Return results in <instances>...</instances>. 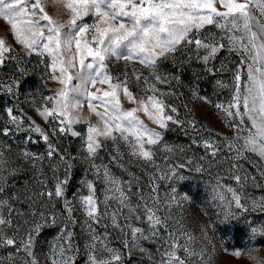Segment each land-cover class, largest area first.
Listing matches in <instances>:
<instances>
[{"label":"rangeland","instance_id":"rangeland-1","mask_svg":"<svg viewBox=\"0 0 264 264\" xmlns=\"http://www.w3.org/2000/svg\"><path fill=\"white\" fill-rule=\"evenodd\" d=\"M44 6L45 10L60 22L70 18V10L56 5L53 0H46ZM220 10L224 11L223 8ZM85 19L89 23L92 21L91 17ZM206 34H215L219 38L224 31L214 26H205L200 30L199 35L203 38ZM13 37L11 26L0 17V38L5 40L6 46L12 45L17 53L15 60L7 61L4 66H0V127L7 125L8 116L5 111L7 108H12L17 116H24L19 131L13 128V132L8 136L0 134V151L4 152L10 162L9 167L16 169L15 175L4 172L5 191L0 195V199L8 200L12 209L13 224L22 226L18 239L24 234V227L27 226L25 222L31 223L33 213L56 214V226H47L34 237L33 251L40 264H51L48 257L53 246L64 244L61 235L62 222L65 221L63 200L59 198L49 200L40 193L54 189L55 177L63 179L65 176L68 181L65 186V197L72 200L75 205L73 216L76 222L68 224V230L72 233L69 241L72 250L64 254L66 258H70L71 264H89L88 224L91 221L77 202L78 196L88 194L85 187L87 181L95 184L94 196L100 209V221L98 224L91 223L92 232L102 238L107 233L105 243L120 252V264H158L159 262L158 249H161L159 243L142 241L143 247L148 250L147 253L132 249L129 255L123 243L129 238L126 236L129 229L125 227L124 232H121L112 224V214L116 213L117 221L121 224L127 220L133 226L147 228L143 217L144 205L152 208L161 219L168 217L169 231L177 221L180 222L182 228L177 227L174 233L177 242L187 245L189 251L194 254L186 260V264H257V261L249 259V252L264 260V233L258 232L255 236L251 233L252 227L258 229L264 227V207H262L264 157L246 151L242 152L240 157H236V133L232 125L238 122V118L226 117L215 107L217 103L226 104L230 98L229 88L220 87L217 81L231 86L232 73L242 59L240 52L232 51L226 45L211 62L210 66L215 72L210 75L204 64L196 58L194 47L185 48L181 44L175 56L157 61L156 74L161 77L160 81L155 80V75L151 74L150 69L139 63L110 60L109 71L113 77L122 75L127 63L129 88L138 100L147 102L149 93L144 89L154 85L157 90L155 94L166 105L177 109L174 117L183 121L184 125L177 127L169 122L167 129H161L149 119L147 114L139 111L137 115L144 124L162 134V139L157 145H146L151 147L154 163L131 155L132 138L130 137L129 144H125L120 140V134L113 132L117 137L116 141L99 137L101 149L95 156V164L100 168L98 176L92 166L93 161L86 158L85 124L72 125L73 131L80 133L79 136L66 133L53 137L49 121L36 111V107L42 103V95H51L50 89L55 91L63 87L59 82L49 80L45 75L44 64L39 63L40 59L46 64L50 63V59L47 56L39 58L36 55L23 57L22 53L25 50L22 46L13 43ZM17 60H20L21 66L27 69L26 74L21 75L16 71ZM133 67L138 69L143 77L148 78L147 85L132 77L130 69ZM12 79L19 84L13 89L14 94H9L3 85L11 83ZM97 87L105 86L97 85ZM121 101L125 110L137 107L123 96ZM48 106L51 107V103ZM83 112L88 113L86 105ZM190 120L196 122L195 129L188 126ZM30 121H34L48 133L50 142L57 148L58 155L54 154L51 159L47 158V144L38 133L26 130ZM89 122L103 127V122L94 115L90 116ZM244 134L246 133L241 135ZM28 136L31 137V141L26 142L25 137ZM205 139L212 142L213 147L218 150L215 158L210 156V149H205L203 145ZM230 143L233 144L232 149L229 148ZM165 146L172 148L173 151H167ZM25 149L42 159L34 162L26 160L20 155ZM61 155L64 157L63 160L60 159ZM68 165L70 168L67 167ZM179 165L183 167H178ZM197 166L201 171L195 170ZM105 167L111 176L120 180L119 187L127 197L125 204L128 207L120 204L117 199L119 193L113 191L115 186L105 185L103 182ZM172 169H175V175L168 178ZM237 174L242 178L239 183L233 179ZM173 188L176 190L174 193ZM229 188L240 196L242 207L238 208L234 201L229 203L232 196L228 192ZM220 195L225 198L219 199ZM106 196L107 201H105ZM173 196L175 200H172ZM0 210L7 216V207ZM138 214L140 219H137ZM7 231L9 234L13 233V229ZM183 233H187V236ZM160 234L165 235L163 228ZM188 237L191 239L189 240ZM236 251L241 252L239 257L233 255ZM149 254L152 259H149ZM178 254L183 255L182 251H178ZM23 259V252L17 253L15 247H0V261L3 264H13V260L16 264H20ZM56 259L59 264L61 260L59 253Z\"/></svg>","mask_w":264,"mask_h":264},{"label":"snow or ice","instance_id":"snow-or-ice-1","mask_svg":"<svg viewBox=\"0 0 264 264\" xmlns=\"http://www.w3.org/2000/svg\"><path fill=\"white\" fill-rule=\"evenodd\" d=\"M45 2L46 0H0V17L7 21L13 30V43L25 50L22 53L23 57L36 55L39 58L47 56L50 59V63L46 64L43 59H40L39 63L44 64L48 79L59 82L63 87L55 91L50 89L51 95H42V103L36 107V111L49 121L53 137L66 133L79 136L80 133L73 131L72 125L85 124L86 158L93 161L92 166L98 176L100 168L95 164V156L101 149L99 137L116 141L117 137L113 132H118L120 140L125 144H129L130 137L132 138L131 155L154 163L151 147L146 145H157L162 139V134L147 127L138 117L139 111L147 114L161 129H167L169 122L177 127L184 125L183 121L174 117L177 109L166 105L155 94L157 90L154 85L144 89L149 93L147 102L138 100L129 88L127 63L122 75L113 77L109 71L110 60L139 63L150 69L151 74L155 75V80L160 81L161 77L156 74L157 61L175 56L181 44L185 48L194 47L196 58L204 64L210 75L215 72L210 66L211 62L226 45L230 50L240 52L242 59L232 73L231 86L217 81L220 87L229 88L230 98L226 104L217 103L215 107L226 117L238 118V122L232 125L236 133V157H240L245 151L258 153L264 157V0H53L56 5L70 10V18L64 22H60L45 10ZM86 17H91L92 21L87 22ZM205 26L217 27L223 30L224 34L219 38L215 34H206L201 38L200 30ZM16 55V49L12 45L6 46L5 40L0 38V66H4L7 61L15 60ZM16 63V71L21 75L26 74L27 69L21 66V61L17 60ZM130 71L136 81L148 84V78L143 77L138 69L133 67ZM18 84V81L12 79L11 83L4 84L3 87L9 94H14L13 89L18 87ZM97 85L105 87L98 88ZM122 96L130 103H135L137 107L125 110L122 107ZM49 103L51 107L48 106ZM85 105L88 109L87 114L83 112ZM5 111L8 122L7 125L0 127V134L8 136L13 132V128L16 131L20 130L24 116L15 115L12 108ZM92 115L103 122L102 128L89 122ZM188 126L194 129L197 127L196 122L191 120L188 121ZM26 130L38 133L47 144L48 159L54 154L58 155L48 133L34 121L29 122ZM242 133L246 134L241 135ZM25 140L31 141V137H25ZM203 145L206 150H211L209 154L215 158L218 150L213 147L212 142L205 139ZM165 148L169 152L173 151L170 147ZM229 148H233L232 143L229 144ZM20 155L33 162L42 159L26 149ZM60 159L63 160L64 157L61 155ZM9 164L4 152L0 151V181H3L0 182V195L5 191L4 172L16 174V169L9 167ZM67 167L70 168V165ZM195 170L199 172L201 168L197 166ZM174 175L175 169H172L168 178ZM102 179L105 185L115 186L113 191L119 193L117 199L120 204L128 207L125 204L127 197L119 187L120 180L111 176L106 167ZM233 179L239 183L242 178L237 174ZM55 180L54 189L41 192L40 195L46 196L49 200L53 198L63 200L65 221L62 222L61 240L64 244L53 246L48 258L51 264H58L56 256L59 253L61 256L59 264H71L70 258H66L64 254L72 250L69 242L72 233L68 230V224L76 222L73 216L75 205L72 200L65 197L67 176L63 179L55 177ZM85 187L88 194L78 196L77 202L88 220L98 224L100 209L94 196L95 184L87 181ZM175 191L173 188L172 192ZM228 192L232 194L229 203L234 201L238 208L242 207L240 196L231 188ZM224 198L223 195L219 196V199ZM107 199L106 196L105 201ZM172 200H175L174 196ZM4 207L8 208V214L6 216L0 210V247L13 246L17 253L23 252L24 259L20 264H40L33 251L34 237L43 228L56 226V214L33 213L31 223L25 222L27 226L24 227V234L18 239L22 226L13 224L12 209L8 200L0 199V209ZM143 217L147 228L133 226L127 220L121 224L117 221L116 213L112 214V224L116 228L121 232H124L125 227L129 229L126 233L129 238L123 242L125 251L129 255L132 249L147 253L148 250L141 242L150 241L161 245V249H158L160 251L158 264H186V260L194 254L189 251L187 245L177 242L174 233L177 227L182 228L180 222L177 221L169 231L168 217L161 219L147 205L143 206ZM137 219H140V214L137 215ZM91 223L88 224L89 264H120V252L105 243L107 233L103 238L99 234H93ZM161 228L165 232L163 236L160 234ZM8 229H13V233L9 234ZM258 232L264 233V227L251 228L253 236ZM183 235L187 236V233ZM178 251H182L183 255L178 254ZM233 255L239 257L241 252L236 251ZM248 257L257 261V264H264V260L252 255L251 252L248 253ZM149 259H152L150 254ZM0 264L3 262L0 261ZM13 264H16L15 260Z\"/></svg>","mask_w":264,"mask_h":264}]
</instances>
